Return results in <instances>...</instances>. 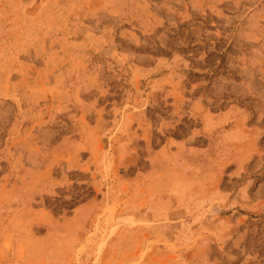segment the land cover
<instances>
[{"label":"rangeland","instance_id":"rangeland-1","mask_svg":"<svg viewBox=\"0 0 264 264\" xmlns=\"http://www.w3.org/2000/svg\"><path fill=\"white\" fill-rule=\"evenodd\" d=\"M0 264H264V0H0Z\"/></svg>","mask_w":264,"mask_h":264}]
</instances>
